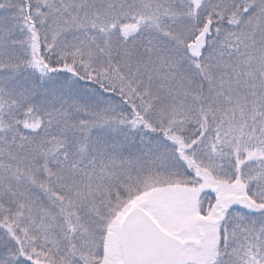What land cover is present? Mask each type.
Returning <instances> with one entry per match:
<instances>
[{"label": "snow or ice", "instance_id": "obj_1", "mask_svg": "<svg viewBox=\"0 0 264 264\" xmlns=\"http://www.w3.org/2000/svg\"><path fill=\"white\" fill-rule=\"evenodd\" d=\"M0 264H264V0H0Z\"/></svg>", "mask_w": 264, "mask_h": 264}]
</instances>
